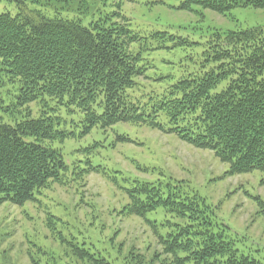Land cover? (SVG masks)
Listing matches in <instances>:
<instances>
[{"label": "trees", "instance_id": "16d2710c", "mask_svg": "<svg viewBox=\"0 0 264 264\" xmlns=\"http://www.w3.org/2000/svg\"><path fill=\"white\" fill-rule=\"evenodd\" d=\"M194 5L224 14L240 6L264 9V0H181L177 9L190 11ZM30 12H0V64L20 81L23 102L47 96L77 109L83 133L118 122L145 124L211 150L229 164L227 174L264 171V27L216 30L199 68L160 91L135 95L137 78L151 67L146 50L195 42L167 30L141 35L116 11L87 24L83 16ZM25 117L14 124L0 121V203L35 201L69 169L61 150L51 146L71 134L56 127L60 117L47 110ZM89 169L96 168L79 175ZM168 181H129L122 187L128 199L123 210L155 215L152 221L162 229L161 243L173 264H264L234 247L209 206L189 195L182 180Z\"/></svg>", "mask_w": 264, "mask_h": 264}, {"label": "rangeland", "instance_id": "374dc122", "mask_svg": "<svg viewBox=\"0 0 264 264\" xmlns=\"http://www.w3.org/2000/svg\"><path fill=\"white\" fill-rule=\"evenodd\" d=\"M180 1L0 0V12L15 15L19 10H37L45 16H83L87 24L116 11L141 35L167 30L195 42L146 50L151 67L137 78L140 90L134 94L139 95L151 88L160 91L199 68L202 51L216 30L264 27L261 8L240 6L220 14L199 5L190 11L178 10ZM83 7H87L84 12ZM20 87V81L0 64V121L14 124L27 112L37 117L42 110L59 116L56 127L71 134L63 141L54 139L51 146L61 150L69 169L35 201L0 203V264H173L161 243L162 229L152 221L155 215L147 213L143 218L124 213L128 199L122 187L134 179L182 180L189 195L200 196L209 206L214 222L226 230L234 247L264 263V206L259 203H264V171L227 174L229 164L211 150L145 124L118 122L83 133V115L77 109L47 96L23 102ZM90 166L97 170L79 175ZM49 215L53 218L48 219ZM73 247L86 253L79 255Z\"/></svg>", "mask_w": 264, "mask_h": 264}]
</instances>
